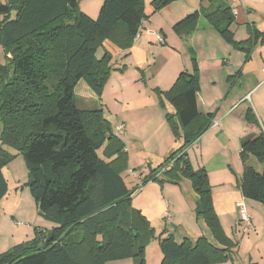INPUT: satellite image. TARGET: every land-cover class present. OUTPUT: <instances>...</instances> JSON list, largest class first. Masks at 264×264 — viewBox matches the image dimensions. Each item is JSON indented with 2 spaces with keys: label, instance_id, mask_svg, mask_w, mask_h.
<instances>
[{
  "label": "trees",
  "instance_id": "1",
  "mask_svg": "<svg viewBox=\"0 0 264 264\" xmlns=\"http://www.w3.org/2000/svg\"><path fill=\"white\" fill-rule=\"evenodd\" d=\"M173 1L152 0V12ZM6 5L0 45L12 71L8 78L7 64L0 65V200L7 194L2 169L14 158L4 149L9 148L24 161L38 215L55 227L42 234L35 229L32 242L0 254V264H106L125 259L145 264L144 249L154 229L131 206L137 186L128 189L122 176L127 168L124 144L112 133L102 110L78 109L74 92L83 80L96 97L101 96L111 72V55L105 50L99 60L95 55L105 42L122 48L133 44L147 18L144 0H103L96 19L81 12L77 0H6ZM201 18L235 49L248 53L257 43L264 44V33L249 26L248 40H234L233 12L221 0L207 10L187 14L172 31L190 36ZM191 67V72H180L164 92L174 109L165 120L178 147L141 184L180 185L188 180L197 197L195 217L203 221L216 244L205 236L180 243L163 238L159 241L161 264L225 263L236 247L212 207L206 170L193 169L186 153L212 119L197 110L200 74L194 55ZM244 118L260 132L240 140L239 156L243 164L248 157L255 158L262 172L244 165L239 189L244 199L264 206V129L251 108ZM170 161L172 166L162 172L165 179L159 180L157 175Z\"/></svg>",
  "mask_w": 264,
  "mask_h": 264
},
{
  "label": "crops",
  "instance_id": "2",
  "mask_svg": "<svg viewBox=\"0 0 264 264\" xmlns=\"http://www.w3.org/2000/svg\"><path fill=\"white\" fill-rule=\"evenodd\" d=\"M151 1L145 0L146 14L152 10L150 6ZM216 1L220 0L213 2L211 0H203L200 9L207 10ZM256 1L258 4L264 5V0L261 2L260 0ZM239 3L240 5L238 3L228 4L234 16L230 30L233 32L236 42H244L249 38L248 26L254 27L264 33V11L262 13L253 11L250 4H246L244 0H239ZM185 7L183 16L173 18L172 26L187 14L199 10L195 7L191 8L189 4H185ZM94 9L90 8L89 12H84L94 19L96 13L98 15L100 7L98 8V12H95ZM203 30L204 40L199 39L198 34L202 29L198 27L192 36L185 39V42L189 45L190 58L192 55L196 57V50L203 52L204 48V61L200 57L197 61L198 68L202 74L204 70V93L202 78H200V91L196 95V106L199 114L212 115V119L209 128L204 132V156L202 154H195L196 166L193 165L192 158L190 159L188 156L189 148L186 150V153L193 169L203 167L206 170L211 188L212 207L218 216L224 232L236 243V247L231 250L230 259L224 264H230V262L234 264V258L238 257L241 250L248 252L247 264H264V206L259 202L244 199L239 189V181L244 165L254 168L259 173L262 172V166L255 158L250 156L246 163L243 164L239 156L240 140L246 135L259 134V128L246 123L244 115L248 108L244 112L234 115L236 102L230 96L231 92L244 87L245 82L243 80H246L247 76L251 77L259 73L264 76V44L257 43L246 53L227 44L206 21ZM157 33L164 40L163 44H159L166 45L167 38L165 33ZM237 33L240 34V37L237 36ZM147 34L155 39L154 36L148 33V30ZM106 44L107 42L104 43L103 49H106ZM195 48L197 49L195 50ZM122 53L124 52L122 51ZM202 62L204 63V67ZM182 71L189 72L187 64L176 66L174 70L169 71L168 75L164 77L162 87L166 86L170 88ZM232 89L234 90L232 91ZM74 92L77 107V99H80V96L85 99L96 98L99 102L98 97H96L83 80L77 83ZM99 109H102L104 112L102 105H100ZM139 117L135 115L132 120L123 118L121 124L116 128L117 134H123L121 136L118 135V138L124 144L129 161L132 160L133 156L142 151L140 146L138 148V146H135L136 144L131 145V139L134 143L133 132L130 129L131 121L134 123ZM151 118V124L159 134L156 137L157 145L151 153L153 154V158L157 159V166H159L178 147V143L171 135L164 115H160L157 112L153 113ZM257 120L260 127L264 129V122L261 120V116ZM119 127H122L121 131L118 130ZM138 136H141V134L138 133ZM202 137L203 135L191 146L199 145ZM134 178L135 186L141 183L142 179L140 177ZM124 182L128 187L125 179ZM186 182L189 181L183 180L182 184H185L183 188L181 184L173 187V185H162L156 181H150L142 186L140 191L136 192L135 190L131 196L132 208L139 211L149 224L153 225V223H157L165 216L170 218V222L175 225L174 230L178 233V240H175L177 243L182 242L184 238L195 240L200 236H204L206 231L204 230L203 221L197 220L195 217L194 209L197 197L191 185L188 187ZM128 189L131 188L128 187ZM240 200H243L251 220V230L245 233L241 231L243 224L239 222L236 209V203ZM37 227V232L42 234V232L54 228L55 225L48 222V224H41ZM164 229L166 230V228ZM254 249L258 253L256 258L252 257Z\"/></svg>",
  "mask_w": 264,
  "mask_h": 264
},
{
  "label": "rangeland",
  "instance_id": "3",
  "mask_svg": "<svg viewBox=\"0 0 264 264\" xmlns=\"http://www.w3.org/2000/svg\"><path fill=\"white\" fill-rule=\"evenodd\" d=\"M202 1L203 0H174L163 9L157 12H152L151 10V12L146 14V3L144 0V13L147 18L141 23L139 39L126 48H122L118 44L107 42L106 49L100 48L95 55L98 60L102 57L104 50L111 55V72L102 87L101 96L98 97L99 102L96 98L85 99L80 96V99H77L78 109L82 112L102 110L99 109L100 105H102V108H104L103 113H105L104 118L110 123L112 133L116 137H118V135H123L122 133L117 134L116 132V128L121 124L123 118L132 120L135 115L140 116L134 123L131 121L130 129L131 132H133L134 140L133 143L131 139V145L136 144L135 146H138V148L140 146L142 151L133 156L131 161L128 160L127 156V168L122 172V176L130 188L135 186L134 177L143 179L145 176L149 175L151 171L158 169L157 159L153 158L151 152L157 145L156 137L159 134L156 129L154 130L151 124V115L158 112L165 117L166 114L171 115L174 113L173 107L164 96V92L169 88L166 86L162 87L165 75H168L169 71L174 70L176 66H183L184 64H187L189 72L192 70L190 51L188 50L189 45L185 42V39L189 36L185 37L175 34L171 28L173 24L172 20L176 16L178 18L183 16L186 8L185 4H189L191 8L195 7L196 9H200ZM221 1L227 4L238 3V5H240L239 0ZM244 1L246 4L249 3L252 10L257 13H262L264 11V5L258 4L256 0ZM261 1L263 0H260V2ZM102 2L103 0H77L78 8L81 12H89L90 8H95V12H98V8L101 6ZM0 3L6 4V0H0ZM8 15L12 17L14 12L11 11ZM97 16L96 13L94 19H96ZM2 19L3 14L0 15V21ZM204 24L205 21L202 19L197 26V28L201 27L203 31H199L198 34L201 40H204ZM147 30L164 32L167 38L166 45H160L153 37L147 34ZM196 30L190 36H192ZM237 36L240 37V34L237 33ZM196 49L197 48H195V50ZM122 51L124 53H122ZM199 57L204 61V48L203 52L196 50L197 61ZM7 58L11 61V56L7 55ZM5 63L9 70V78L12 71V64L11 62H6L4 49L2 45H0V65H4ZM199 74L200 78H202L204 93V70L203 74L199 70ZM263 78L264 76L260 73L251 77L247 76L246 80H243V82H245L243 88L237 91H233L234 89H232L233 92H231L230 96L233 100L235 99L234 102H236L234 115L244 112L247 108H251L255 116L257 118L261 116V120L264 122ZM258 84L260 85L256 86ZM138 133L141 134V136H138ZM171 135L173 136L172 132ZM188 148V156L190 159L192 158L193 165L196 166L195 154H202L204 156V134L199 145L194 147L189 146ZM4 149L9 155L14 156V158L2 169L3 177L7 183V194L0 200V254L18 244L32 242L33 238L36 237L35 229L38 230L37 226L45 223L48 224L45 219L38 215L36 204L30 195L28 189V171L21 155L12 149ZM101 153L102 150L98 152L99 155H101ZM131 174L134 175L132 176ZM157 178L159 180L165 179L162 173L158 174ZM182 182H180V184L184 188L185 184H182ZM157 183L160 184L159 182ZM186 183L188 187H190V182ZM166 184L173 185V187L177 186L168 182L162 183V185ZM170 221V218L165 216L157 223H153V225L149 224L150 227L154 229V237L145 246V264H161L162 254L159 250V241L161 239L167 237H172L174 239L175 236L174 240H178V233L174 230L175 225ZM33 228L35 234L33 233ZM164 228H166V230ZM204 230H206L204 236L210 242L216 244L205 224ZM37 236L39 237L40 235ZM247 253V251L241 250L238 257L234 258V264H247ZM257 256V250L254 249L252 257L256 258ZM106 264H133V262L131 259H125L107 262ZM230 264L233 263L230 262Z\"/></svg>",
  "mask_w": 264,
  "mask_h": 264
},
{
  "label": "built area",
  "instance_id": "4",
  "mask_svg": "<svg viewBox=\"0 0 264 264\" xmlns=\"http://www.w3.org/2000/svg\"><path fill=\"white\" fill-rule=\"evenodd\" d=\"M148 33H149L150 35L154 36L155 39H156V41H157L158 43L163 44V41H164V40H163L162 36H161L159 33L154 32V31H148ZM139 37H140V32H139V30H138V32H137V34L135 35L133 41L135 42L136 40L139 39ZM118 130L121 131V130H122V127H119ZM172 163H173V162L170 161V162L167 164L166 167L162 168V169H161V173L164 172V171H166V170H168V169L172 166ZM141 189H142V184L140 183V184L137 185L136 192L140 191ZM236 209H237V212H238V219H239V222L243 224V227H242L241 231H242L243 233H245V232L251 230V220H250V216L248 215V213H247V211H246V207H245V205H244L243 200H240V201H238V202L236 203Z\"/></svg>",
  "mask_w": 264,
  "mask_h": 264
},
{
  "label": "water",
  "instance_id": "5",
  "mask_svg": "<svg viewBox=\"0 0 264 264\" xmlns=\"http://www.w3.org/2000/svg\"><path fill=\"white\" fill-rule=\"evenodd\" d=\"M7 10H8V6L6 5V4H1L0 3V15L1 14H5L6 12H7ZM50 233L47 235V239H46V241H49L50 240Z\"/></svg>",
  "mask_w": 264,
  "mask_h": 264
}]
</instances>
